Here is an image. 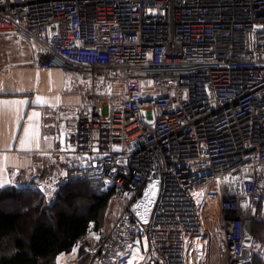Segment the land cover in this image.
<instances>
[{
  "label": "built area",
  "instance_id": "2783aa9c",
  "mask_svg": "<svg viewBox=\"0 0 264 264\" xmlns=\"http://www.w3.org/2000/svg\"><path fill=\"white\" fill-rule=\"evenodd\" d=\"M0 37L41 44L38 67L84 99L10 174L15 189L55 187L48 199L85 180L114 190L92 264H125L128 245L134 264H204L211 200L226 264L263 256L264 0H0ZM154 180L144 224L133 207Z\"/></svg>",
  "mask_w": 264,
  "mask_h": 264
},
{
  "label": "crops",
  "instance_id": "0c3cea01",
  "mask_svg": "<svg viewBox=\"0 0 264 264\" xmlns=\"http://www.w3.org/2000/svg\"><path fill=\"white\" fill-rule=\"evenodd\" d=\"M8 43L0 49V100H28L29 104L24 108L23 118L19 121V127L15 124L14 113L0 114V165L3 164L2 157L9 156L6 170L0 175V180L5 183L0 190L13 188L10 170L18 166H24L26 159L19 147V140L23 136V129L29 123L28 116L33 112L40 113L38 121L41 133L49 132L54 122V113L59 111L60 121L67 122L72 117L73 109L82 108L84 99L78 93H66V78L58 70L45 71L38 67L36 61L41 54L42 45L39 43L23 44L15 38H5ZM43 98L45 103H35L36 97ZM35 123V122H34ZM15 137V138H14ZM46 143L40 141V148ZM117 199V198H115ZM112 201V200H111ZM114 203L110 215L111 222L106 226L107 233L114 227L120 212L121 202ZM112 204V202H111ZM110 204V207H111ZM261 220L253 227L255 237L264 243V206L260 209ZM81 247H79L80 249ZM75 253H62L58 255L59 264H82L78 259L79 249ZM56 259V264H57ZM258 264H264V252L258 258Z\"/></svg>",
  "mask_w": 264,
  "mask_h": 264
},
{
  "label": "trees",
  "instance_id": "16d2710c",
  "mask_svg": "<svg viewBox=\"0 0 264 264\" xmlns=\"http://www.w3.org/2000/svg\"><path fill=\"white\" fill-rule=\"evenodd\" d=\"M84 182L91 181L71 182L62 188L57 197L61 204H67L65 210L49 209L47 206L40 211L44 194L33 187L0 190V264H56L58 255L70 253L78 246L89 234L91 224L100 221L102 212L114 198V190L111 188L101 191L86 189L92 195L87 212L66 211L73 206L78 195H83L82 191L76 194L71 188ZM29 194H32L29 202L33 205L27 203L20 211L7 207L9 202L23 203ZM25 220L31 224L27 239L21 233ZM258 263L256 260L254 264Z\"/></svg>",
  "mask_w": 264,
  "mask_h": 264
},
{
  "label": "rangeland",
  "instance_id": "374dc122",
  "mask_svg": "<svg viewBox=\"0 0 264 264\" xmlns=\"http://www.w3.org/2000/svg\"><path fill=\"white\" fill-rule=\"evenodd\" d=\"M7 45L8 43L6 42L5 38L0 37V49L3 46H7ZM92 188L99 189V191L106 190L105 187H103L100 183L93 182V181L79 183L75 185V187L71 188L72 192L79 194L82 191L83 195L82 194L78 195V197H76L75 202L73 203V206L69 208L70 210L66 209V211L70 212V211L78 210L80 213L85 214L87 212L88 206L92 199V195L86 189L91 190ZM31 199H32V194H29L24 198L23 203H19L16 201L9 202V204H7V207L10 210L12 209L15 211H20L21 207H25L28 204L32 203V202H29L31 201ZM42 199L44 201H43V205L40 207V211L45 210L47 206L49 209L51 208L64 209L66 208L65 206L67 205L66 203L61 204L59 200L60 198L58 197L53 198V199H48V197L44 195ZM111 202H110L111 207L109 204V207H107L108 209L106 208V210L102 212L99 222H97L96 224H91V230L89 234L77 246L78 249L79 247H81L78 252V255H79L78 259L82 261V264H92L93 259L98 252L100 243L102 242L103 238L107 234L106 231L108 230L106 229V226L108 227L109 223L111 222V219H109L110 215L112 214L111 209L113 208L114 203L118 204V201L117 199H115V197L112 198ZM217 206H218V203L215 202V200L214 201L211 200L209 202L208 208L203 210L204 217H205V223L207 225V228L210 231V238H209L208 246H207V254L204 258V262H205L204 264H226L224 242L215 224V213L217 210ZM119 210H121V207ZM30 228H31V224L28 222V220H25V222H23L21 226V233L24 239H27V235H28ZM95 237H99V240L95 239Z\"/></svg>",
  "mask_w": 264,
  "mask_h": 264
},
{
  "label": "snow or ice",
  "instance_id": "6c2138e0",
  "mask_svg": "<svg viewBox=\"0 0 264 264\" xmlns=\"http://www.w3.org/2000/svg\"><path fill=\"white\" fill-rule=\"evenodd\" d=\"M35 103L38 105H43L45 101L40 96L36 97ZM29 104L28 100H0V114L11 112L15 115V124L17 127H19V121L23 118L24 115V108ZM40 119V113L33 111L28 116L29 123L26 127L23 129V136L19 140V147L21 151H31L33 148H35L37 151L41 150L40 148V131H39V124L38 121ZM35 122V123H34ZM15 138V137H14ZM47 140V137H45ZM49 148L51 147V144L48 145ZM71 151L75 152V149H70ZM96 150V149H94ZM98 151V150H97ZM9 156L4 155L2 157L3 164L0 165V175L3 174V172L6 170L7 164L9 162ZM86 159V158H81ZM93 160L97 158H92ZM102 159V158H101ZM88 166L95 167V164H89ZM61 175L67 176L68 174L61 173ZM225 182H227L225 180ZM4 181L0 180V187L4 185ZM55 183V181H53ZM48 191L46 192V189L44 187H41L40 191L45 192L46 195L50 194L51 192H55L56 188L52 187L51 185L48 186ZM158 192V181H152L148 184L147 189L144 192V199L140 202H137L134 207L133 211L136 213V215L139 217V219L144 223H148V216L151 212V206L155 202V197ZM241 207L243 209H247L249 207L248 204H242ZM95 239L99 240V237H95ZM136 244L139 245L140 241L137 240ZM129 249H131V258L127 259L125 264H134V262L139 259L143 260L144 257L139 255V248H133L132 245H128ZM257 249L259 250V246H257ZM144 250H147V244L145 242L144 244ZM77 249H73V253H75ZM119 255V254H118ZM121 259L123 260L124 257L121 256ZM60 258L57 259V264H59Z\"/></svg>",
  "mask_w": 264,
  "mask_h": 264
}]
</instances>
